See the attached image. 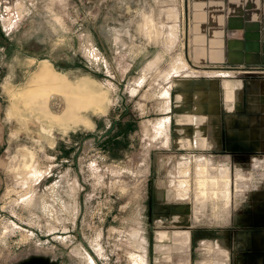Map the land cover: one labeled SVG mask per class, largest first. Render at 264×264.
<instances>
[{
    "label": "rangeland",
    "instance_id": "obj_1",
    "mask_svg": "<svg viewBox=\"0 0 264 264\" xmlns=\"http://www.w3.org/2000/svg\"><path fill=\"white\" fill-rule=\"evenodd\" d=\"M191 1L0 0V264H252L264 21L254 63L207 78L189 69ZM89 86L96 101L72 94ZM203 158L227 203L196 199Z\"/></svg>",
    "mask_w": 264,
    "mask_h": 264
},
{
    "label": "crops",
    "instance_id": "obj_2",
    "mask_svg": "<svg viewBox=\"0 0 264 264\" xmlns=\"http://www.w3.org/2000/svg\"><path fill=\"white\" fill-rule=\"evenodd\" d=\"M191 2L189 38L191 42L189 53L192 56L190 66L193 67V69L189 68L191 71H200V75L211 78L222 77L230 72L220 71L217 68H221L226 63L238 62L242 65L249 64L250 61L254 63L258 50H250L252 47L250 40L255 37L256 23L264 21V0H192ZM212 70L222 72V75L210 74L209 71ZM188 75L191 74L185 76ZM228 77L226 76L227 79ZM239 109L240 107H236V110ZM261 135H264V130ZM248 143H244L240 149L248 150L250 144ZM261 143L264 147V138ZM259 200L264 205V196L257 201ZM260 225L263 235L254 240L255 244L251 246L253 250L249 252L251 254L249 262L252 264H264V223Z\"/></svg>",
    "mask_w": 264,
    "mask_h": 264
},
{
    "label": "bare ground",
    "instance_id": "obj_3",
    "mask_svg": "<svg viewBox=\"0 0 264 264\" xmlns=\"http://www.w3.org/2000/svg\"><path fill=\"white\" fill-rule=\"evenodd\" d=\"M13 3L17 7L20 5L19 0H13ZM170 15L172 18V17H174L175 14L171 11ZM185 65L186 64L183 62H181L180 64H177L176 67L174 68L175 69L174 72H177V73L180 72V74H186L189 71H186ZM40 73H42V72H40ZM45 74L42 75V77L44 79H48V78L52 77V76L48 77V74H46V75ZM40 77H41V75H40ZM58 80H59V78H58ZM55 81H57V78L55 79ZM55 81H53V82H55ZM52 84L54 85V83H52ZM55 84H57V83L55 82ZM72 89L74 90L72 92V94L76 95V93H78V94H80V96H86V97L92 99V101H96V99L98 98V95H97L94 87H92V86H89L86 88L74 87ZM71 106L73 107V105H71ZM94 106H97V105H94ZM227 173L228 172L226 171V169H224V168L218 169V167L215 168L212 165H210L209 161H207L206 159L203 158L200 161V163L197 164V168H196V172H195L196 199L199 202H202L203 200H206V199H213V200H219L220 203H221V200L223 199L224 202L227 203L228 198H229L228 195L220 197V192H221L222 187L226 188L227 184L229 182ZM182 175H183L182 179L178 180L180 187H181V189H179L178 192L181 196H184V198H187V196H188L187 192H188V187H189V182H188L189 168L186 167L185 169H183Z\"/></svg>",
    "mask_w": 264,
    "mask_h": 264
}]
</instances>
